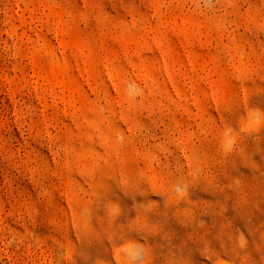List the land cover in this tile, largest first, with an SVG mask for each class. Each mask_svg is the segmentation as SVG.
Listing matches in <instances>:
<instances>
[{
    "label": "rangeland",
    "instance_id": "rangeland-1",
    "mask_svg": "<svg viewBox=\"0 0 264 264\" xmlns=\"http://www.w3.org/2000/svg\"><path fill=\"white\" fill-rule=\"evenodd\" d=\"M0 264H264V0H0Z\"/></svg>",
    "mask_w": 264,
    "mask_h": 264
},
{
    "label": "clouds",
    "instance_id": "clouds-1",
    "mask_svg": "<svg viewBox=\"0 0 264 264\" xmlns=\"http://www.w3.org/2000/svg\"><path fill=\"white\" fill-rule=\"evenodd\" d=\"M125 251L130 261H133V262H135L141 254V250L134 246L127 248Z\"/></svg>",
    "mask_w": 264,
    "mask_h": 264
}]
</instances>
